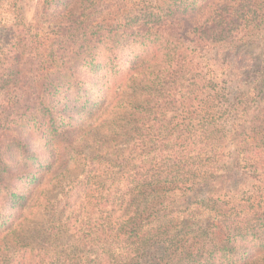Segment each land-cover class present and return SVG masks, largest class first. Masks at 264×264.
Segmentation results:
<instances>
[{
    "label": "trees",
    "instance_id": "1",
    "mask_svg": "<svg viewBox=\"0 0 264 264\" xmlns=\"http://www.w3.org/2000/svg\"><path fill=\"white\" fill-rule=\"evenodd\" d=\"M55 1L58 10L70 11L61 21L60 33L43 37L32 34L12 0H0L1 19L5 18L1 27L4 33L0 37V153L5 149L1 146L3 134L11 126L30 123L18 135L27 130L36 131L40 124L57 133L56 124L66 114L56 121L47 120L51 126L42 123L41 118L46 115L57 118L61 112L59 104L66 113L77 116L65 127L73 132L77 131L80 120L101 111L105 96L98 102L80 101L92 95L97 83L92 81L90 88L85 87L87 81L79 80L82 67L94 77L104 71L103 78L109 79L110 75L121 73V59L132 67L140 66L162 48L168 55L180 48L181 56L189 52L187 49L198 47L204 35L208 42H222L220 47L231 43L230 35H241L242 40L252 35L264 37V0ZM82 1L86 4L79 6ZM110 9L113 11L103 13ZM201 20L205 21L202 25L195 23ZM185 35L197 39L181 44ZM186 66L181 62L169 76H181L187 72ZM228 75L220 72L217 65L206 73L200 70V80L209 81L213 86L210 103L184 98L174 118H168V112L161 109L162 128L156 132L152 129L159 146L140 150L144 158L142 165L134 162L138 146H130L128 137L132 131L141 134L143 128L136 124L141 119V111L150 108L152 101L161 105L164 83L154 81L149 85L144 80L136 83V79L126 101L125 108H131V112L126 111L130 116L125 115L127 126L114 120L113 128L110 127L116 146L105 153L98 149L96 153L85 154L87 163L82 174L85 171L86 174L76 183L75 180L67 182L63 173L57 171L58 155L63 153L60 144H51L50 157L38 160L41 166L32 174L24 170L23 173L9 172L8 164L0 160V170L3 168L9 174L0 179V241H12L6 253L0 245V264H20L18 245L26 253L24 257H31L30 263L46 264L51 246L37 243V235L50 242L52 234L60 235L63 228L69 229L73 218L74 226L84 220L80 222L85 242L82 251L85 253L84 246L93 240L99 239L100 246L92 255L85 256L69 248L63 256L65 259L56 252L51 264H258L263 260L264 208L260 206L263 196L251 200L261 210L236 203L226 210L216 208L211 221L187 224L183 220L179 223L181 228L164 220L174 214V208L170 209L173 199L170 205L166 204L172 197L168 191L177 194L181 190L183 195H188L190 190L198 191L200 186L210 185L216 178L211 163L217 160L220 150L197 147V144L218 126L217 102L224 100L227 102L224 105L229 104L220 86ZM156 78L163 81L161 74ZM256 81L257 88L264 93V65ZM59 95H63L61 100L57 98ZM199 95L198 91L197 98ZM261 141L264 147L263 139L259 138L257 143ZM15 145L12 137L6 146L8 152L0 157L5 154L18 157ZM67 155L70 160L64 169L76 161L71 150ZM24 158L31 157L24 155ZM260 169L264 175V167ZM47 174L52 178L45 182ZM43 194L44 202L36 204V208L42 206L44 211L39 229L31 230L32 234L25 238H13L27 226L22 218L32 213L35 202Z\"/></svg>",
    "mask_w": 264,
    "mask_h": 264
},
{
    "label": "rangeland",
    "instance_id": "2",
    "mask_svg": "<svg viewBox=\"0 0 264 264\" xmlns=\"http://www.w3.org/2000/svg\"><path fill=\"white\" fill-rule=\"evenodd\" d=\"M12 2L23 14L24 21L31 29L32 34H39L43 37H54L57 33H60L61 21L65 19V13L70 11L65 8H63L64 10H58L56 5L58 2L56 3L54 0H12ZM85 4L86 2L82 1L79 6ZM81 10L84 11L83 9ZM110 11L113 10L103 11V13L107 14ZM2 19L5 18L2 17ZM2 19L0 15V37L4 33L1 28L4 26ZM204 22V20L195 21V23L200 25ZM198 36L200 37V34ZM204 36H201L204 40H201L202 42L198 47L194 46L187 49L189 52L185 51L181 56L179 54L180 48L178 51L171 53V55H168L169 53L162 48L160 52L157 51V53H153L150 56L152 59L147 58L143 65L140 66L132 67L131 64L123 63V59H121V73L115 76L112 74L109 79L103 78L104 71H101L99 76L94 77L92 72H85V67H82L79 80L87 81L85 87L90 88L93 85L92 81L97 80V83L94 84L95 89L92 95L80 101L98 102L101 96H105V103L101 111L84 121L80 120L79 124H77L78 129L75 132L65 127L67 126L66 123L71 122L73 118L77 119V116L72 113H66L62 104H59L61 112L58 113L57 118L53 116L47 117L48 115L41 118L42 123H48L51 126L52 123L47 122V120L53 118L56 121L60 116L66 114L56 124L57 133L52 131V129L46 130L40 124L36 131L27 130L25 133L22 132L18 135L22 130L28 129L30 123L27 121L18 127L11 126V129L3 134L4 145L1 146H5V149H2L4 151L0 155L3 152H8V147L6 146H8L10 139L12 140V137H14L18 157L10 158L8 154L0 157V160L8 164L6 170L8 168L9 172L12 170L15 173H23L24 170L28 174L35 173L38 167L41 166L38 160L45 161L48 159L52 149L50 146L55 143L57 145L60 144L62 146L60 150H63V153L58 155L59 162L57 166L59 168L57 171L63 173V177L66 178L67 182L75 180L76 183L86 174V171L82 174L87 163L84 157L85 154L96 153L99 151L98 149H102L105 153L116 146L110 127L113 128L112 122L114 120L121 125L127 126L125 117L130 116V114L126 111L128 109L130 111L131 108L127 109L125 107L127 105L126 101L130 98L129 88L134 85V79L137 80L136 83L144 80L143 82L149 85H152L154 81L158 84L164 83L161 105L154 104L152 101L149 105L150 108L146 111L144 110V112L141 111L139 115L141 119L136 124L138 127H142L143 130L141 134L138 131H132L128 137L130 146L133 144L138 146V156H136L134 162L142 165L144 158L140 150L159 146V141L153 138L152 133L160 131L162 128L164 118L160 113L161 109L163 108L168 112V118H174L180 111L179 107L184 98H194L195 102L205 100L210 103L213 86L209 81H201L198 74L200 70L206 73L217 65L220 72L229 73L220 85L229 99V104L224 105V103L227 104L224 100L217 102L215 113L218 126L214 128L211 134H206L207 137H204L201 143L197 144V147H210L214 151L220 150L217 160L211 163L213 164L212 172H214L216 178L210 185L200 186L198 191L190 190L188 195H183L181 190H178L177 194L174 191H168L167 194L171 193L172 197L166 200V204L170 205V201L173 199L170 209L174 208L172 210L174 214H169L164 220H169L171 226L181 228L179 223L183 220H186L187 224L208 219L211 221L216 215V208L222 207L226 210L236 203L247 204L249 209L252 210L253 208L261 210L260 206L264 208V183L260 181L264 180V175H261L262 171L260 169L264 167V147L262 146V141L259 144L257 143L259 138L264 140V93L259 91L256 81L259 76V70H262L264 65V37L252 35L242 40L241 38L243 37L241 35L237 37L230 35L229 42L231 43L220 47L222 42H208L207 37ZM194 38L195 40L197 39L193 35H185L180 42L181 44L184 42L189 43L190 39ZM153 46L156 47V45ZM181 62L187 64V72L178 77H170V73L175 67L180 66ZM158 74H161L163 81L156 78ZM194 90L199 91L200 95L198 98L197 92L192 94ZM57 98L61 100L63 95H59ZM65 118H67L66 121H64ZM13 129L15 130L14 133L11 132ZM6 130L7 128L3 131ZM53 133L56 136L53 141L49 142ZM22 135L23 139H21ZM174 141V139L171 140L172 145ZM70 150L72 154H75L76 161L72 166L64 169L70 160L67 157V153ZM24 155H28L31 158L26 159ZM12 165H14L13 168H9ZM108 165L117 169L112 164ZM25 166L28 167L25 169ZM6 170H3V168L0 170V173L3 174L0 175V179L9 175L5 172ZM47 176L48 178L45 182L52 178L50 174H47ZM55 193L53 191L52 195H55ZM260 196H263L261 205H252L251 200L256 198L259 200ZM210 197L212 198L211 200L208 199ZM44 198H46L44 194L41 195L39 201L35 202L32 213L24 215L22 219H24L23 222L25 221L27 226L20 229L16 236H12L13 238L18 240L25 238L32 234L31 230L36 232L39 229V219L44 211L42 206L36 208V204L44 202ZM1 207L2 205H0ZM160 208L164 207L161 206ZM168 209L167 207L166 211ZM249 209L244 208L246 211H250ZM60 210L63 213V205ZM69 212L70 209L68 210ZM161 212H164V209ZM74 222L75 218L71 219L69 229L63 228L60 235L52 234L50 242H48V238L37 235V243L42 242L49 248L51 246V251L46 255V264L53 263L56 252L61 256L60 258L65 259L63 256L68 253L67 249L69 248L75 254L82 256L92 255L99 248L100 242L98 239L84 246L85 250H87L85 253L82 251L85 243L82 241L84 233L80 231V222L75 226L73 225ZM11 243L12 241L10 243L6 240L0 241L2 250H5V253ZM17 248H19L20 252L17 257L20 260V264H34L30 263L31 257L23 256L26 253H23V250L20 249L21 245H18ZM258 264H264V259L258 261Z\"/></svg>",
    "mask_w": 264,
    "mask_h": 264
}]
</instances>
